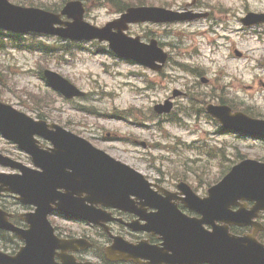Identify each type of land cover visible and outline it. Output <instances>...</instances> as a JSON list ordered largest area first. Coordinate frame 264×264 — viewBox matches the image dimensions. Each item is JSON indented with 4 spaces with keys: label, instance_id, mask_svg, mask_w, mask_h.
Here are the masks:
<instances>
[{
    "label": "rangeland",
    "instance_id": "rangeland-1",
    "mask_svg": "<svg viewBox=\"0 0 264 264\" xmlns=\"http://www.w3.org/2000/svg\"><path fill=\"white\" fill-rule=\"evenodd\" d=\"M121 1L128 4L141 1L142 5L166 6L172 10H181L190 2ZM200 1L204 8H209L204 11L215 15L211 16L210 21L201 19L164 26L142 24L129 28V35L139 36L143 42H148L144 35H150L149 38L159 41L162 49L169 54L170 61L162 76L111 56L103 43L86 42L64 48L57 46L63 41L55 38L29 36L19 43L25 48L24 51L9 49L0 52V101L33 119H38L40 115L47 123L70 130L111 157L134 167L149 180L160 178L156 170L159 169L166 180L184 178L203 195L240 156L264 160V142L238 139L232 134H218L211 119L206 118L201 110L196 112L195 103L190 104L183 98L175 100V114L169 121L165 118L160 122L149 121V110L171 96L173 90L186 93L190 99L197 101L205 98L207 102L216 104L219 100H226L237 110L242 106H255L261 91L254 87L257 92H242L236 79L242 77L248 84H255L258 79L264 80V73L255 71V62L235 58L233 51L264 57V48L257 45L255 37H249L258 31L264 40V33L259 30L261 28L247 32V35L239 23L246 11L264 10V0ZM10 2L24 6L55 4L54 0ZM84 3V19L94 26L101 27L118 16L113 0H84ZM218 21L226 23V29L218 25ZM38 39L43 40L42 44L48 48L42 53L31 52L32 45L37 44ZM45 69L67 78L86 92L87 97L83 101L64 102L38 78ZM199 73L202 74L200 77ZM254 73L259 76L258 79L253 76ZM202 78L208 82L202 84ZM231 81L234 87L230 85ZM107 134L110 136L107 137ZM135 141L145 142L149 149H143ZM161 146L175 150L170 155L161 150ZM0 152L24 165H30L25 154L4 141H0ZM144 152L141 158L140 153ZM0 171L7 170L0 168ZM0 204L13 206L9 199H0ZM21 210L18 208V212ZM52 223L70 233L80 234L86 230L90 234L87 227L54 219ZM3 250L0 243V251Z\"/></svg>",
    "mask_w": 264,
    "mask_h": 264
},
{
    "label": "water",
    "instance_id": "water-1",
    "mask_svg": "<svg viewBox=\"0 0 264 264\" xmlns=\"http://www.w3.org/2000/svg\"><path fill=\"white\" fill-rule=\"evenodd\" d=\"M83 10L78 2L69 3L61 15L71 18V24L60 21V15H53L36 9H23L0 0V29L14 33L36 32L58 35L71 40L108 41L109 48L119 57L159 71L156 62L164 63L166 55L157 48L156 42L149 45L140 43L139 38L132 39L123 32L130 23H172L197 18L189 12L175 13L158 8H130L120 19L107 24L102 29L90 27L82 22ZM66 25V29L54 28ZM116 30V32H113ZM47 82L67 99L81 97L80 93L66 80L52 72H44ZM176 93H174V96ZM171 105L155 107L158 114L170 112ZM208 111L228 130L253 132L264 135V123H244L240 114L232 115L227 107H209ZM7 123H16L18 136L30 138L40 135L53 144L50 153L32 152L34 163L42 169L41 173L26 172L23 176L0 175V192L18 193L24 204L36 206L34 214L21 215L28 224L27 230L13 227L8 216L0 211V229L14 233L24 241L25 246L14 256L0 253V264H56L53 254L56 249L70 251L74 243L88 244L84 241H59L53 235V229L47 221V215L54 210L75 219L98 224L105 221L94 212L86 202L106 207L127 209L131 195H141L143 187L148 186L144 178L128 167L114 161L103 152L93 148L86 141L65 132L61 128L44 122H34L23 114L0 103V127ZM1 130V129H0ZM5 132V130H2ZM5 136L15 142L14 135ZM0 163L8 165L7 159L0 156ZM180 189L187 195V206L202 215L200 220H176V227L168 226L159 233L163 236V249L159 250V262L164 264H264V246L259 244L255 235L262 227L253 222L258 213L264 210V164L244 161L216 186L208 190V197L197 198L184 184ZM58 190H63L60 193ZM45 198L40 200V195ZM39 194V195H37ZM85 197L82 198V195ZM253 206L247 210L246 203ZM52 205H54L52 207ZM232 207H238L232 211ZM220 222L222 225H215ZM212 226V232L202 226ZM252 226L250 235L234 236L229 226ZM127 247L124 249L126 250ZM168 253H171L170 255ZM61 264H77L74 259ZM90 264V263H86Z\"/></svg>",
    "mask_w": 264,
    "mask_h": 264
},
{
    "label": "flooded vegetation",
    "instance_id": "flooded-vegetation-1",
    "mask_svg": "<svg viewBox=\"0 0 264 264\" xmlns=\"http://www.w3.org/2000/svg\"><path fill=\"white\" fill-rule=\"evenodd\" d=\"M209 17H211L210 14H208V18ZM225 25L226 23H223L221 27L222 26L224 27ZM257 27L264 30L262 28L263 27L262 25L257 26ZM224 29H226V26ZM255 29L257 28H252L249 30L242 29V31L247 34V32L249 33L250 31H254ZM253 35L255 34L251 33L249 37ZM255 38L259 39L258 41H260V37L255 36ZM241 60H245V61L248 60L249 62L251 59L246 53H243L241 56ZM260 60H263V59H260ZM256 66L260 72L264 71V64L262 61H259V59H257ZM260 84L264 86V84L262 83ZM260 105L261 106L257 107V110H256L257 118L264 120V100L261 101ZM155 185L159 187V189H154V190H157L154 193L157 199L163 200L166 197V195H168L171 199L175 201L179 200L180 196L178 195V193L173 189L171 185L166 183L164 180L159 179L157 182H155ZM109 212L111 213L113 218L116 219L115 221L109 224L110 233L112 236L121 237L124 240L130 242L131 244H137L140 241H147L148 244L150 245H154V246L159 245L160 242L157 239V237H154L146 233H133L128 228H126L125 226L126 224L133 222L135 219H137L134 215L126 213V212H120L117 210H110ZM56 217L65 219V217L60 216V215H56ZM90 229L93 231H96V233L92 237L86 236V238L91 242L92 248L86 252H78L75 255L78 258V260H84V259L90 260L91 259L95 264H120V263H110L105 258L104 250L112 242L110 236L108 234H103L99 232L98 230H96L97 228L95 227H90ZM58 235L62 237L63 239H66L67 237H69V235H67L66 233L62 232L59 229H58Z\"/></svg>",
    "mask_w": 264,
    "mask_h": 264
},
{
    "label": "trees",
    "instance_id": "trees-1",
    "mask_svg": "<svg viewBox=\"0 0 264 264\" xmlns=\"http://www.w3.org/2000/svg\"><path fill=\"white\" fill-rule=\"evenodd\" d=\"M66 0H59V2L60 3H63V2H65ZM115 1H118L117 2V7L119 8V10L120 11H122L123 10V7H124V4L122 3V1H120V0H115ZM60 6L61 5H59L58 7H56V8H52L54 11H56V10H58L59 8H60ZM46 9H48V8H46ZM0 235H3L2 233H0ZM3 236H5V234L3 235ZM7 237H9V239H10V244H13V245H16L17 243L15 242V240H13V238L12 237H10V236H8V235H6ZM261 237H262V235H261ZM264 240V239H263Z\"/></svg>",
    "mask_w": 264,
    "mask_h": 264
}]
</instances>
